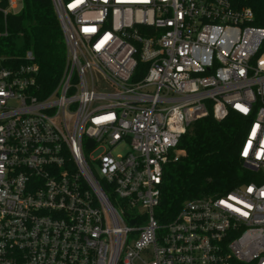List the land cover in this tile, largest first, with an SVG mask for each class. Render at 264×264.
<instances>
[{
  "label": "built area",
  "instance_id": "built-area-1",
  "mask_svg": "<svg viewBox=\"0 0 264 264\" xmlns=\"http://www.w3.org/2000/svg\"><path fill=\"white\" fill-rule=\"evenodd\" d=\"M52 2L67 43L55 87L40 95L32 51L0 56V264H264V13L246 0ZM16 7L0 0V38ZM230 110L251 118L239 156L260 182L161 221L181 137Z\"/></svg>",
  "mask_w": 264,
  "mask_h": 264
},
{
  "label": "trees",
  "instance_id": "trees-1",
  "mask_svg": "<svg viewBox=\"0 0 264 264\" xmlns=\"http://www.w3.org/2000/svg\"><path fill=\"white\" fill-rule=\"evenodd\" d=\"M246 2L264 13V0ZM254 24L264 26V20L256 19ZM7 29L8 35L0 38V56L17 59L18 65L26 51H32L40 95L48 94L61 78L67 59V43L52 0H23L21 12L8 15ZM145 69L146 63L139 62L137 74ZM250 122V117L230 110L222 120L211 114L188 128L178 144L183 154L164 166L156 208L161 221L173 219L190 199L221 197L239 186L260 182V174L246 168L239 156Z\"/></svg>",
  "mask_w": 264,
  "mask_h": 264
},
{
  "label": "rangeland",
  "instance_id": "rangeland-1",
  "mask_svg": "<svg viewBox=\"0 0 264 264\" xmlns=\"http://www.w3.org/2000/svg\"><path fill=\"white\" fill-rule=\"evenodd\" d=\"M22 8H23L22 1L21 0H17V7L13 11L14 12H21ZM126 148H127L126 146L122 145L120 148H118V149L115 150V153H118L122 149L125 150Z\"/></svg>",
  "mask_w": 264,
  "mask_h": 264
},
{
  "label": "water",
  "instance_id": "water-1",
  "mask_svg": "<svg viewBox=\"0 0 264 264\" xmlns=\"http://www.w3.org/2000/svg\"><path fill=\"white\" fill-rule=\"evenodd\" d=\"M244 166H245L246 168H249V169L253 170V167H252L251 165L247 164L246 162H244Z\"/></svg>",
  "mask_w": 264,
  "mask_h": 264
}]
</instances>
